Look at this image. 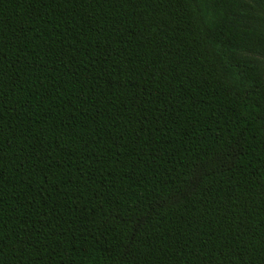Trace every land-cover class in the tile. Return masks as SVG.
<instances>
[{
  "label": "trees",
  "instance_id": "trees-1",
  "mask_svg": "<svg viewBox=\"0 0 264 264\" xmlns=\"http://www.w3.org/2000/svg\"><path fill=\"white\" fill-rule=\"evenodd\" d=\"M0 264H264V0H0Z\"/></svg>",
  "mask_w": 264,
  "mask_h": 264
}]
</instances>
